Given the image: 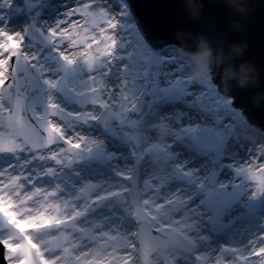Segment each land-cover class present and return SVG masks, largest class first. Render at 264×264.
Returning <instances> with one entry per match:
<instances>
[{
    "label": "snow or ice",
    "instance_id": "obj_1",
    "mask_svg": "<svg viewBox=\"0 0 264 264\" xmlns=\"http://www.w3.org/2000/svg\"><path fill=\"white\" fill-rule=\"evenodd\" d=\"M31 2L32 13L49 14L57 0ZM3 20L0 153L31 149L59 165L95 151L118 162L115 182L94 196L88 194L95 185L81 189L82 206L53 199L54 190L23 191L21 174L11 172L15 164H5L0 220L12 229L0 238L5 264H264V231L243 244H204L249 224L253 211L264 226V151L249 148L239 159L233 144L221 142L233 127L257 125L264 134V125L244 123L243 106L222 93L215 77H187L175 41L144 27L133 0H67L55 20L37 17L15 30ZM29 33L51 47L29 51ZM77 62L82 74L70 71ZM21 67L28 69L22 80ZM157 120L169 129L163 139ZM153 153L161 169L151 165ZM130 190L133 228L119 217L95 228L73 223L89 206ZM53 227L63 230L49 235L46 248L55 251L46 255L32 233ZM169 236L180 242L176 251Z\"/></svg>",
    "mask_w": 264,
    "mask_h": 264
},
{
    "label": "water",
    "instance_id": "obj_2",
    "mask_svg": "<svg viewBox=\"0 0 264 264\" xmlns=\"http://www.w3.org/2000/svg\"><path fill=\"white\" fill-rule=\"evenodd\" d=\"M133 6L141 24L159 38L173 39L192 52L201 41L210 46L217 58L212 77L221 91L235 97L234 104L243 106L246 119L264 125V0H133ZM234 46L241 47L240 54H235ZM242 64L251 66L253 77L244 85L237 79ZM228 69L237 78L226 76ZM20 72L28 69L18 70L22 80ZM0 264H5L2 245Z\"/></svg>",
    "mask_w": 264,
    "mask_h": 264
},
{
    "label": "rangeland",
    "instance_id": "obj_3",
    "mask_svg": "<svg viewBox=\"0 0 264 264\" xmlns=\"http://www.w3.org/2000/svg\"><path fill=\"white\" fill-rule=\"evenodd\" d=\"M7 4L13 3V6L19 10L18 14L12 12L11 14V24L10 27L13 29H17L16 26L25 27L29 23L35 24L34 13H32V2L31 0H6ZM14 8V7H13ZM42 11V9H41ZM36 13V12H35ZM37 14V13H36ZM27 18V20H26ZM32 43L34 45V49L37 53L42 51L44 48H50L51 46L47 44L44 40L43 36L39 33H29V39L27 41V45ZM141 43L144 42L141 40ZM147 47L146 45H144ZM180 51V50H179ZM181 52V51H180ZM184 58V73L188 76V72L193 70L196 65L192 60V56L185 55L181 52ZM51 55V53H49ZM59 63V61H57ZM79 63V62H77ZM73 67V66H72ZM71 71V69H70ZM83 72V71H81ZM203 73L200 79H193L195 81H199L203 78ZM157 126V124H156ZM236 131V127H233L229 130V132L222 138L223 144H232L235 146L236 139L234 137V133ZM259 132V131H258ZM260 133V132H259ZM236 142V143H234ZM240 144L236 148V152H239L243 147V142H239ZM245 143V142H244ZM32 152L31 149H25L24 152L10 154V153H0V171L4 170L5 164L14 163L15 166L11 169V172H15L17 174H21V180L19 181L24 185L23 191H32L35 188L39 187L44 191L54 190L56 195L53 199H57L60 201H65L69 204L73 203L76 206H82L85 202V197L81 193V189H84L87 185L93 184L95 185L98 181H104L103 170L108 165V161L105 156L97 155L95 151L90 154L83 155L80 159H73L70 163L65 161L62 164H55L53 161H50L45 157V159L41 160L37 158V155L32 152V155L29 153ZM209 155L213 156L217 162H219V154L218 153H209ZM155 161V163H154ZM151 165L153 164L156 169H160L163 167L158 156L153 153L151 157ZM106 164V165H105ZM116 167L118 165H115ZM51 167L53 171L51 173L47 172V168ZM159 167V168H158ZM98 171V173H97ZM98 189L95 187L89 192V196H94L97 194ZM134 190H130L129 196H125L123 198L117 199L112 198L111 202L107 200L101 201V205L98 209L92 210L90 206L88 207L85 214V218L76 219L74 224H77L78 227L88 228V227H102L106 222H109L113 219L115 213L119 216L120 224L124 226L126 230H129L134 227V217L131 215L129 209L130 197L133 194ZM38 198V197H37ZM34 203V201L32 202ZM118 205L119 208H114L115 213H110V217H101L104 216L109 207V205ZM251 207L255 210L258 205L256 203H252ZM119 209V211H117ZM109 210V209H108ZM100 213L99 220H95L93 222V218ZM114 214V215H113ZM44 214L41 213V216ZM255 212L253 211V216L250 217V223L247 226L250 228L248 240L253 236L257 235L259 232L264 231V226L259 225L258 222L255 221ZM48 221L45 220L44 223ZM46 224V223H45ZM28 227H33V225H28ZM63 230L62 228H50L47 231H36L32 233L37 242L42 244V249L45 250L46 255H51L55 249L48 250L46 247L48 245L49 235H57L59 231ZM225 231V230H224ZM12 234V229L9 228L2 220H0V238L7 237ZM175 237V236H169ZM168 237V238H169ZM221 237L217 236V238ZM222 244L233 243L238 244V239L233 241L232 239H226L227 241H223ZM218 242V241H217ZM216 242L205 240V246H210L211 244H215ZM220 246V245H218Z\"/></svg>",
    "mask_w": 264,
    "mask_h": 264
},
{
    "label": "bare ground",
    "instance_id": "obj_4",
    "mask_svg": "<svg viewBox=\"0 0 264 264\" xmlns=\"http://www.w3.org/2000/svg\"><path fill=\"white\" fill-rule=\"evenodd\" d=\"M39 2H40V0H37V3H39ZM66 2H67V0H57V3L54 5L55 11L52 12V13H49V14H42L41 9H39V8L36 9V13L37 14L34 13L35 14L34 17H33L34 20L36 21L37 17L40 20L44 21V22H50V21L55 20L57 18V16H58L59 12L63 10V4L66 3ZM12 12L18 14L19 10L16 8V6H13V3L7 4L6 3V0H0V16H3V18H4L3 22L8 25V27L10 28V30H15L12 27H10V24H11L10 21H11V14H12ZM26 20H27V18H26ZM21 26H23V25H21ZM21 26H16V28L17 29L18 28H21ZM25 47L29 51H32L35 48L32 43H29L27 45V41H26ZM189 55H192V54H189ZM83 70H84L83 69V66L80 63H76L71 68V72L74 73V74L75 73H81L82 74L81 71H83ZM204 73L210 74L212 76L211 69L209 71L204 72ZM187 77H189L190 79L193 80V78H191L189 75ZM244 123H246V124L248 123V120L246 119V117H244ZM249 126L250 127L247 128V129H245L243 127H236V131L234 133V137L236 139H238V141H236L237 143L234 142V143H236V145L232 147V151L235 153L236 157H238L239 159H246L248 157V155L250 154L249 153V148H252L253 149V152L262 151V150H259L258 145H259V143L262 140H264V134L259 133L258 132V129L254 125H249ZM253 135L258 138L255 143H253V141L250 139V136H253ZM157 137H158V135H157ZM240 141L243 142V147L244 148H241L239 152H236L237 151L236 148L240 144L239 143ZM230 144H232V142ZM105 158L108 161V165L105 164L106 165V168L103 170V172H104L103 173V175H104V177H103L104 178V181H102V182L98 181L95 184V186H96V188L98 190L101 187H103L105 184H108L110 182H115L116 179H117L116 176H115V171H116V168H117L115 165H118L117 160L112 155H108L107 153H106ZM152 166L154 167L153 164H152ZM154 168H156V167H154ZM97 173H98V171H97ZM107 201L108 202H111L112 201V198L107 199ZM69 205L70 206H73V203H71ZM117 207H118L117 204L116 205H113V204L110 203V205L108 207L109 210L107 209V211L105 213H103L104 216L101 217V219H103L104 217H110V215H108V214L115 213L114 212V208H117ZM85 214H86V212H84V214H83L82 217H78L77 219L85 218ZM99 216H100V213L97 214L93 218L94 219L93 222L95 220H99ZM114 217H119V216L115 213V215L113 216V218ZM119 220H118V222L120 223ZM45 223H47V222H45ZM249 230H250V228L247 225H245L242 228H236V229L229 228V229H226L223 232V234H221V237H219V238L215 237V238H209V239H207L209 241L216 242L215 244H211L209 247L215 248L218 245H231V244H233V243L222 244V240L221 239H223V241H227L226 239H228V240L229 239H232L233 241H235V239H238V244H243L245 241L248 240V237L250 236L249 235L250 234L249 233ZM218 236H220V235H218Z\"/></svg>",
    "mask_w": 264,
    "mask_h": 264
},
{
    "label": "clouds",
    "instance_id": "obj_5",
    "mask_svg": "<svg viewBox=\"0 0 264 264\" xmlns=\"http://www.w3.org/2000/svg\"><path fill=\"white\" fill-rule=\"evenodd\" d=\"M233 51L235 54H240L242 51L241 47L239 46H234ZM216 57L213 55V49L208 46L205 42L201 41L198 49L196 52L193 53L192 55V60L195 63L196 67L193 70H190L188 72V75L193 78V79H200L202 74L206 71H209L214 63L216 61ZM251 71V66H245V65H240V72L237 78V73L231 69L226 70V76L229 78H237L238 83L241 85H244L247 83L249 80L253 79V77L249 76V72ZM157 135L160 139H163L169 129L166 126V124L162 120H157ZM250 139L255 143L257 141L256 136H250ZM259 150L264 151V140H262L259 145H258ZM155 163V161H154ZM169 242L172 245L173 251H176L179 246L180 242L176 237H169Z\"/></svg>",
    "mask_w": 264,
    "mask_h": 264
}]
</instances>
